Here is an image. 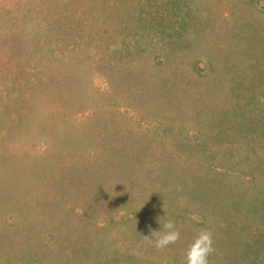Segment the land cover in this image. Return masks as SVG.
<instances>
[{"label":"rangeland","instance_id":"rangeland-1","mask_svg":"<svg viewBox=\"0 0 264 264\" xmlns=\"http://www.w3.org/2000/svg\"><path fill=\"white\" fill-rule=\"evenodd\" d=\"M201 228L264 264V0H0V264H184Z\"/></svg>","mask_w":264,"mask_h":264},{"label":"clouds","instance_id":"clouds-1","mask_svg":"<svg viewBox=\"0 0 264 264\" xmlns=\"http://www.w3.org/2000/svg\"><path fill=\"white\" fill-rule=\"evenodd\" d=\"M157 222V228L149 226V234L143 235L155 248L166 249L181 239V230L174 220L164 219L161 222L158 217ZM214 251L212 232L201 228L193 234L184 248V264H209V257Z\"/></svg>","mask_w":264,"mask_h":264}]
</instances>
